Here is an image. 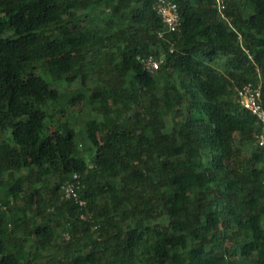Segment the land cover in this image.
Listing matches in <instances>:
<instances>
[{"label": "trees", "instance_id": "obj_1", "mask_svg": "<svg viewBox=\"0 0 264 264\" xmlns=\"http://www.w3.org/2000/svg\"><path fill=\"white\" fill-rule=\"evenodd\" d=\"M171 1L0 0V264H264V0Z\"/></svg>", "mask_w": 264, "mask_h": 264}, {"label": "built area", "instance_id": "obj_2", "mask_svg": "<svg viewBox=\"0 0 264 264\" xmlns=\"http://www.w3.org/2000/svg\"><path fill=\"white\" fill-rule=\"evenodd\" d=\"M217 7L220 15L223 17L222 9L224 8V0H217ZM156 14L159 16L163 30L158 35L162 36L164 31H175L180 26V14L177 4L171 0H156L154 4ZM137 59L142 63L144 68L149 72L159 69L161 59L155 58L153 54L138 55ZM236 100L238 104L250 111L255 116L258 124V132L255 137L256 144L264 149V107L261 102L260 83L254 84L246 82L239 86H235ZM79 179L77 174H73L70 179L60 185L61 198L71 199L80 207H85V201L78 195ZM84 216L83 218L85 219Z\"/></svg>", "mask_w": 264, "mask_h": 264}, {"label": "rangeland", "instance_id": "obj_3", "mask_svg": "<svg viewBox=\"0 0 264 264\" xmlns=\"http://www.w3.org/2000/svg\"><path fill=\"white\" fill-rule=\"evenodd\" d=\"M78 84L77 83H64V82H58L57 87L60 91H67V90H72L74 88H77ZM66 112L63 115L62 118H67L68 120H70L73 123L74 129L78 132V134L81 133L82 131V127L84 122L86 121V119L88 118V115L90 113V107L89 106H85L83 107L82 103H79L76 106H66L65 107ZM47 119H49V117L47 116ZM170 130L169 128H167L165 131ZM5 137L7 138V142L9 141V137L8 134H5ZM79 139V138H78ZM81 141V140H79ZM82 147H88L87 151L85 153V157L87 158V160H89L93 154H94V149L89 147V141L86 138H83V143H82ZM24 172V171H23ZM31 214V212H30ZM54 230H55V239L56 240H60L63 236L64 233L62 234V230L58 225L54 226ZM62 236V237H61ZM32 239H27L25 242V249H31L32 244Z\"/></svg>", "mask_w": 264, "mask_h": 264}]
</instances>
